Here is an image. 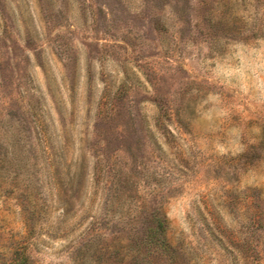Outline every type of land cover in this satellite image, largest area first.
Returning <instances> with one entry per match:
<instances>
[{
  "label": "rangeland",
  "instance_id": "1",
  "mask_svg": "<svg viewBox=\"0 0 264 264\" xmlns=\"http://www.w3.org/2000/svg\"><path fill=\"white\" fill-rule=\"evenodd\" d=\"M0 264H264V0H0Z\"/></svg>",
  "mask_w": 264,
  "mask_h": 264
}]
</instances>
